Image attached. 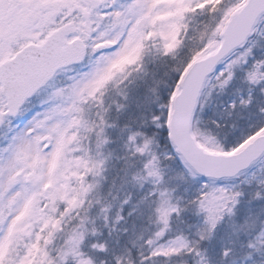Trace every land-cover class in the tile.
I'll list each match as a JSON object with an SVG mask.
<instances>
[{"label": "snow or ice", "instance_id": "obj_1", "mask_svg": "<svg viewBox=\"0 0 264 264\" xmlns=\"http://www.w3.org/2000/svg\"><path fill=\"white\" fill-rule=\"evenodd\" d=\"M0 264H264V0H0Z\"/></svg>", "mask_w": 264, "mask_h": 264}]
</instances>
